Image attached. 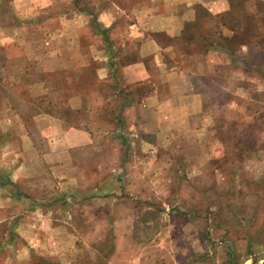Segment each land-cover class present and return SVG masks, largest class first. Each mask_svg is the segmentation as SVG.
I'll return each instance as SVG.
<instances>
[{
	"label": "rangeland",
	"instance_id": "rangeland-1",
	"mask_svg": "<svg viewBox=\"0 0 264 264\" xmlns=\"http://www.w3.org/2000/svg\"><path fill=\"white\" fill-rule=\"evenodd\" d=\"M180 1L0 0V264L264 253V0H231L225 18L194 0L191 41L150 33ZM142 35L157 41L145 53L210 74L168 92L148 57L136 82ZM153 83L160 104H139Z\"/></svg>",
	"mask_w": 264,
	"mask_h": 264
},
{
	"label": "crops",
	"instance_id": "crops-1",
	"mask_svg": "<svg viewBox=\"0 0 264 264\" xmlns=\"http://www.w3.org/2000/svg\"><path fill=\"white\" fill-rule=\"evenodd\" d=\"M190 3H188L186 0H183V1H180V2H176V3H173V7H168V9H166L164 11V13L166 14L165 16L163 15V19L160 20V21H154V22H150L151 26H150V33H154V34H158L159 32H164V33H168L170 35H173V36H178L179 38H181V40H184V41H191L185 37H182L183 34L185 32H182V30L184 29V27L186 28V25L188 23H190L193 18V6L195 4V2L197 1H189ZM198 3L201 4L203 7H205L207 9V11L212 14V15H219L225 11H227L229 9V0H198ZM148 5L150 4H145L144 2H138V6L137 8L135 9H131L130 11L134 12V10L136 11H146L147 8H148ZM109 10V9H108ZM108 10H105V11H108ZM158 11V10H156ZM155 11V12H156ZM157 13V12H156ZM180 13H182V15H180ZM168 19V20H166ZM147 36V35H146ZM150 39V40H147ZM150 41H152L154 44L157 43V41H155V39L150 36L148 37H145V36H141V39H140V44H139V56H140V59L137 60L136 62H138V65L142 66V71L140 73V76H138V74L136 75V82L138 81H144L145 78L148 77V69H147V66L145 64V59L148 58V57H155V58H158V56H161V59L160 60V64H161V67H160V70L163 72V76H162V81L166 83L167 85V88H168V92H173V87L175 85V82H174V78L175 77H196V76H204V75H208L210 74V71H203V72H198L197 68L192 65L191 67H189L188 70H182V69H178V68H174V66H169V65H166L165 62H163V50L159 49L157 51H148L147 53H145V50L144 49H141V46L145 45V44H152V43H149ZM171 49V48H169ZM205 54V53H204ZM216 55V56H215ZM215 58H218L219 57H223V55L219 56L218 53H215ZM163 56V57H162ZM188 57L192 56V55H187ZM207 56V54L205 55ZM194 57H197V56H194ZM160 58V57H159ZM190 59V58H189ZM209 59V58H208ZM141 60V61H140ZM156 60V59H155ZM213 58H211L210 61H212ZM215 64V62H214ZM213 64V65H214ZM164 66V67H163ZM124 69V68H123ZM209 70V69H208ZM135 77V76H133ZM174 77V78H173ZM186 83V82H184ZM188 83V82H187ZM152 91L153 93L149 96L152 97L151 99H144L141 101V103L139 104H160V100H158V97H157V94H158V90L154 87H157L154 83L152 84ZM186 88L188 86H190L189 84H185ZM198 92H195L193 89H192V86H190V91L187 90V96L185 99H190V100H193L195 99L194 96H198ZM169 98V96H168ZM197 99V98H196ZM171 100V98H170ZM168 101V99L166 100ZM168 104H171L169 102H167ZM170 232H169V237H171L172 235V229H171V226H168ZM167 229V228H166ZM161 233V231H160ZM191 252V250H190Z\"/></svg>",
	"mask_w": 264,
	"mask_h": 264
},
{
	"label": "trees",
	"instance_id": "trees-1",
	"mask_svg": "<svg viewBox=\"0 0 264 264\" xmlns=\"http://www.w3.org/2000/svg\"><path fill=\"white\" fill-rule=\"evenodd\" d=\"M233 3L234 2H232L231 0H229V9L227 10V11H225L223 14H219V15H221L220 17H226L227 16V14L228 13H232L233 12V10H234V6H233ZM207 12V11H206ZM208 13V12H207ZM194 23H195V21H194ZM223 25V22H221L220 23V26H222ZM224 26V25H223ZM231 31L232 32H234V30L233 29H231ZM249 31V30H248ZM102 33H104V31L102 32ZM219 35H220V33H218ZM235 35L233 34L232 36H230V37H234ZM191 36H189L187 39H189ZM218 41H216V43H217Z\"/></svg>",
	"mask_w": 264,
	"mask_h": 264
},
{
	"label": "water",
	"instance_id": "water-1",
	"mask_svg": "<svg viewBox=\"0 0 264 264\" xmlns=\"http://www.w3.org/2000/svg\"><path fill=\"white\" fill-rule=\"evenodd\" d=\"M261 260H264V253L257 254L253 257V262L252 264H258L261 262Z\"/></svg>",
	"mask_w": 264,
	"mask_h": 264
}]
</instances>
